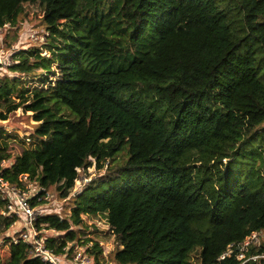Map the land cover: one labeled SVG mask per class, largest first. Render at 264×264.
<instances>
[{"label": "trees", "instance_id": "trees-1", "mask_svg": "<svg viewBox=\"0 0 264 264\" xmlns=\"http://www.w3.org/2000/svg\"><path fill=\"white\" fill-rule=\"evenodd\" d=\"M25 5L43 12L49 56L18 52L17 77L0 78V121L22 111L37 124L15 158L16 136L0 132V177L67 199L80 171L112 164L70 218H39L60 234L55 254L103 217L115 264H264V242L238 259L264 231V0H0V28ZM7 211L0 199V238L17 221ZM9 248L4 264H48Z\"/></svg>", "mask_w": 264, "mask_h": 264}, {"label": "rangeland", "instance_id": "rangeland-1", "mask_svg": "<svg viewBox=\"0 0 264 264\" xmlns=\"http://www.w3.org/2000/svg\"><path fill=\"white\" fill-rule=\"evenodd\" d=\"M48 36L49 33L43 24V12L41 8L38 5H25L24 12L17 25H7L0 28V78L17 77L9 71V66H11L15 60L14 57L18 52L39 48L43 56H49V52L46 49ZM56 77L57 76L54 75L51 78L55 79ZM36 126L37 124L34 122L33 115L23 113L22 111L13 114L6 122L0 121V132L2 131L6 133V135L16 136L9 139L13 158L17 157L22 152L23 145L20 140H24L29 144L28 138H30L34 132ZM10 164L11 161L7 162L4 167ZM110 167H112L110 162L105 163L102 169L93 162L91 168L82 170L75 189L67 199L59 197L57 189L52 188L50 191L52 197L47 204L46 214L57 215L61 218H70L69 216H71L72 201L75 200L74 198L83 193L92 182L101 180L109 174ZM42 205V203L36 202L37 207H43ZM20 229L21 226L16 224L10 227L7 233L0 238V264H4L6 260L9 259V247L12 237L17 236V232H19ZM84 232L85 234L79 236L76 242L68 245V250L71 251L72 248L74 249L70 252V257H72L76 251L83 252L84 258H87L89 264H97L94 262L93 258L89 257V254L92 252L94 243L99 242L104 253L100 264H115L114 255L120 248V243L118 238L110 230L105 218L102 217L96 220L88 219L87 227ZM88 239L90 241H88ZM256 239L257 246H261L264 242V231L261 232ZM257 260L259 259L255 261Z\"/></svg>", "mask_w": 264, "mask_h": 264}, {"label": "built area", "instance_id": "built-area-1", "mask_svg": "<svg viewBox=\"0 0 264 264\" xmlns=\"http://www.w3.org/2000/svg\"><path fill=\"white\" fill-rule=\"evenodd\" d=\"M13 64V63H12ZM11 64V65H12ZM7 162L4 161L1 166ZM81 172V171H80ZM20 181L24 184V187L10 184L3 177H0V199L8 202V211L3 214L6 216L17 217L16 223L19 224L21 229L17 232V236L12 237V243H26L31 246V257L40 259L42 262L48 264H89L87 258H84V253L76 251L72 257L70 250L64 249V253L55 254V252L49 247L48 239L57 237L60 234L53 229H46L44 225L41 228L37 227L39 218L47 215V204L51 200L50 191L47 188L40 186L37 181H31L28 176H22ZM42 203L43 207H37L32 205V201ZM12 225V227L14 226ZM261 232H255L245 239L240 244L238 259L245 260L246 253L249 251L252 245L257 246L256 238ZM230 246L228 251L222 256V259L230 256L234 250ZM89 257L92 258L89 254ZM242 257V258H240ZM259 257L255 256L251 259L256 260Z\"/></svg>", "mask_w": 264, "mask_h": 264}]
</instances>
